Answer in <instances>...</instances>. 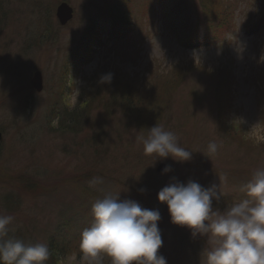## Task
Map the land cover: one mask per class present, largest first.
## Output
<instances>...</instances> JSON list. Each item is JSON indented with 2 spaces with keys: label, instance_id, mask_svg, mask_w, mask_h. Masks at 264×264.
<instances>
[{
  "label": "rangeland",
  "instance_id": "374dc122",
  "mask_svg": "<svg viewBox=\"0 0 264 264\" xmlns=\"http://www.w3.org/2000/svg\"><path fill=\"white\" fill-rule=\"evenodd\" d=\"M62 4L71 10L63 26L55 17ZM262 6L264 0H0V215L13 217L9 234L25 244L76 239L78 247L55 260L85 264L79 240L93 223L91 206L118 194L159 210L158 254L167 264H205L206 238L170 223L157 193L173 177L219 184L214 207L222 210L246 198L241 187L264 169ZM166 17L177 33L164 27ZM220 18L226 26L208 34ZM37 72L38 92L30 85ZM109 73L111 82H101ZM127 88L133 105L119 92ZM155 124L173 132L192 159L146 155L141 137ZM210 142L218 145L211 156ZM166 164L172 171L157 172ZM93 177L103 183L90 187Z\"/></svg>",
  "mask_w": 264,
  "mask_h": 264
},
{
  "label": "clouds",
  "instance_id": "9594fccd",
  "mask_svg": "<svg viewBox=\"0 0 264 264\" xmlns=\"http://www.w3.org/2000/svg\"><path fill=\"white\" fill-rule=\"evenodd\" d=\"M111 78L110 73L105 74L101 82L110 83ZM141 141L146 155L155 154L161 160L170 157L176 163L192 159L193 152L162 125L148 128ZM217 150V143L207 145L209 156ZM170 171L169 164L162 169V173ZM102 183V177H93L89 186ZM240 190L246 198L221 210L214 207V201L221 200L219 184L204 187L191 179L182 183L173 177L158 191L157 200L167 206L170 223L189 229L192 237L199 234L206 238L205 264H264V169L256 170ZM90 212L93 223L80 233L79 240L85 264H104L105 257L110 264H167L158 254L163 245L158 209L109 194L95 200ZM12 220L10 215H0V264H46L48 244H25L10 237Z\"/></svg>",
  "mask_w": 264,
  "mask_h": 264
},
{
  "label": "trees",
  "instance_id": "16d2710c",
  "mask_svg": "<svg viewBox=\"0 0 264 264\" xmlns=\"http://www.w3.org/2000/svg\"><path fill=\"white\" fill-rule=\"evenodd\" d=\"M263 8H264V6H262V9ZM217 20H218V22L216 24H218V26L216 28L208 29L207 30L208 34H214L215 32L218 31L217 29L220 30L222 27L226 26V24L224 22L225 19L220 18ZM215 26L216 25H214L213 27H215ZM164 27L167 29L169 28V29H171L170 31H175L177 33V29H175L174 24L167 17L164 19ZM182 31L184 32L185 30H182ZM196 31L198 32V30H196ZM185 39L186 38H183L182 41H184ZM195 40H196V38H194V41ZM182 41H178V42L182 43ZM195 42H198V41H195ZM184 43H188V42H184ZM190 45H193V44H190ZM112 86L115 87V85H112ZM119 92L122 95V99L124 100L125 105H133V103H132L133 100L131 98V90L130 89L127 88L126 90H122ZM226 107L227 106L225 105V103L221 100V104L218 107L219 113H221V115H220L221 117L223 115L226 116V114H227L226 113ZM9 236L13 237L15 239L21 240L20 238H17L16 236H14L12 234H9ZM64 240H65L64 238H62V240L60 241L59 239H56L55 237H51V239L48 242V246H49V250H50V258L53 260V262H51V263L49 262L48 264H57V261H56L57 259L55 260V257L57 258L58 255H62V256L69 255L71 253V250L69 248H71L72 246L78 247V243H77L76 239H74L72 241L71 240L64 241ZM73 243H74V245L71 246V244H73Z\"/></svg>",
  "mask_w": 264,
  "mask_h": 264
},
{
  "label": "water",
  "instance_id": "95a60500",
  "mask_svg": "<svg viewBox=\"0 0 264 264\" xmlns=\"http://www.w3.org/2000/svg\"><path fill=\"white\" fill-rule=\"evenodd\" d=\"M56 19L58 20L60 25H65L71 19V10L64 4L57 7L55 12ZM41 76L37 72L33 75V78L30 81L31 87L37 92L41 90ZM163 167L160 165L157 168V172H162Z\"/></svg>",
  "mask_w": 264,
  "mask_h": 264
}]
</instances>
